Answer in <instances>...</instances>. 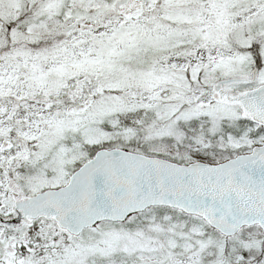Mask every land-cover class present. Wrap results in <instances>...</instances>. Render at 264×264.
Listing matches in <instances>:
<instances>
[{"label":"snow or ice","instance_id":"6c2138e0","mask_svg":"<svg viewBox=\"0 0 264 264\" xmlns=\"http://www.w3.org/2000/svg\"><path fill=\"white\" fill-rule=\"evenodd\" d=\"M0 264H264V0H0Z\"/></svg>","mask_w":264,"mask_h":264}]
</instances>
